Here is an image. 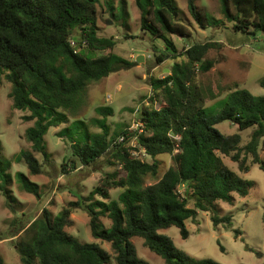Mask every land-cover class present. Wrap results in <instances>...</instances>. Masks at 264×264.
I'll return each instance as SVG.
<instances>
[{"label": "trees", "instance_id": "1", "mask_svg": "<svg viewBox=\"0 0 264 264\" xmlns=\"http://www.w3.org/2000/svg\"><path fill=\"white\" fill-rule=\"evenodd\" d=\"M99 2L0 0V71H6L11 84L13 107L26 111L22 117L33 121L25 130L32 150L22 149L14 159L23 161L32 174L42 170L34 152L44 160L51 156L44 135L50 127L67 121L68 111L77 108L87 85L134 63L112 51L101 53L112 48L114 41L112 36L97 34ZM103 2L114 15V0ZM219 2L234 31L264 34V0ZM126 4V0H119L124 22ZM135 4L140 30L162 44L161 48L151 45L156 61L176 60L180 56L185 59L173 62L170 72L162 78H151V87L163 104L141 109L140 131L137 127L110 132L106 118L113 115V108L99 105L95 112L101 118H91L100 127L99 132H90L81 118L58 132L64 136L70 130V154L64 163L68 161L71 169H76L77 163L88 166L107 153L109 163L117 168L86 196L70 201L57 214L42 208L26 224L21 221L22 236L15 242L21 264H150L137 255L132 241L135 236L143 238L144 245L166 264H221L210 258L191 257L158 230L176 226L181 237L186 238L189 231L185 220L195 219L200 211H209L215 226L232 224L230 214L218 213L217 203H233L234 194L246 196L252 182L230 169L220 154L236 162L240 172L248 171L249 159L264 172V161L257 151L264 135V95L236 88L219 103L218 111L207 107L193 82L197 70L211 67L212 63L204 57L212 44L194 42L183 51L178 50L172 35L186 37L189 32L175 0H135ZM187 9L202 28L213 23L194 0H187ZM260 83L264 85V78ZM225 120L234 123L238 130L249 126L256 129L241 145L239 133L223 134L215 127ZM132 137H136L138 147L145 149L144 154L151 161L134 155L132 150L136 147L125 145ZM1 149L0 141V192L6 206L15 211L9 188L11 159L3 157ZM165 153L172 155L174 165L157 177V156ZM62 167L64 172L67 168ZM15 175L23 190L38 195L37 183L22 171ZM148 177L155 178L154 182L146 184ZM110 188L121 189L117 198L110 197ZM73 207H81L87 213L91 235L99 242H82L65 230L71 224ZM103 217L110 220L109 225L103 223ZM238 233L235 230L236 237ZM101 241L109 242L112 253L101 246ZM0 264L11 263L0 256Z\"/></svg>", "mask_w": 264, "mask_h": 264}, {"label": "rangeland", "instance_id": "2", "mask_svg": "<svg viewBox=\"0 0 264 264\" xmlns=\"http://www.w3.org/2000/svg\"><path fill=\"white\" fill-rule=\"evenodd\" d=\"M175 1L189 32L186 37L172 35L178 50L183 51L194 42L207 41L212 44L204 57L212 65L206 71L197 70L193 82L204 97V104L218 111L219 103L236 88H245L254 95H264V85L260 83L264 78V34L234 31L232 22L228 21L221 11L219 0H194L196 6L213 19V23L205 28L191 17L187 0ZM126 3L127 19L124 22L119 13V0H114V15L103 0H100L97 4V34L107 38L112 36L114 41L112 48L101 53L112 51L134 63L107 77L91 81L81 95L77 108L68 111L67 121L49 128L44 135V141L51 156L44 160L40 154L34 152L42 164L39 173H30L23 161L14 159V155L20 150H32L31 143L25 137V130L33 121L22 117L26 111L13 107L9 96L11 84L6 79V71H0L1 153L3 157L11 159L8 170L12 180L9 188L14 198L13 208L16 209L14 211L6 206L5 198L0 192V256L7 263L21 264L15 249V242L22 236V232H19L21 221L26 224V221L37 217L42 208L48 209L52 215L57 214L70 201L75 202L79 196H86L92 188L102 182L107 173L117 168L109 163L107 153L88 166L77 163V168L71 169L66 164L68 161L64 163L70 154V130L64 136H59L58 132L70 127L71 121L78 118L86 121L90 132H99L100 127L91 121V118H101V115L95 112V107L99 105L113 108V115L106 118L110 132L119 128L134 130L137 127L140 131L141 109L151 106L158 108L163 104L151 87V78H162L170 72L173 62L185 59L180 56L176 60L156 61L151 45L156 44L161 48V42L140 30V14L135 0H126ZM215 127L223 134L239 133L241 145L248 142L251 133L256 129V126H249L238 130L234 123L226 120L217 123ZM136 142V137H132L125 145L136 147L132 150L134 155L151 161L150 157L144 154L145 149L138 147ZM257 151L264 161V135L259 139ZM220 155L230 169L252 182L246 196L234 194L233 203H217L218 213L230 214L232 224L215 226L211 221L210 212L200 211L195 219L185 220L189 231L186 238L181 237L180 229L176 226L159 229L158 232L168 235L178 249L191 257L210 258L221 264H261L264 262V172L257 163L250 162V159L248 171L240 172L236 162L228 156ZM157 159V177H160L174 162L172 155L166 153L158 155ZM62 165L67 168L64 172ZM18 171L24 172L30 180L37 183L38 195L19 186L15 175ZM154 180L155 178L148 177L145 182L148 184ZM178 189L181 191L182 187L178 186ZM120 191V188H110V197L117 198ZM69 217L71 224L65 227L67 232L82 242H99L91 235L89 217L81 207H73ZM102 221L106 226L110 223L106 217H103ZM235 230L239 232L237 237ZM132 241L139 257L148 260L150 264H166L161 256L144 245L143 238L135 236ZM100 243L112 253L109 242Z\"/></svg>", "mask_w": 264, "mask_h": 264}, {"label": "water", "instance_id": "3", "mask_svg": "<svg viewBox=\"0 0 264 264\" xmlns=\"http://www.w3.org/2000/svg\"><path fill=\"white\" fill-rule=\"evenodd\" d=\"M108 23H110V22H108ZM137 60L139 61V60H140V58H137Z\"/></svg>", "mask_w": 264, "mask_h": 264}, {"label": "built area", "instance_id": "4", "mask_svg": "<svg viewBox=\"0 0 264 264\" xmlns=\"http://www.w3.org/2000/svg\"><path fill=\"white\" fill-rule=\"evenodd\" d=\"M72 44H73V42H72Z\"/></svg>", "mask_w": 264, "mask_h": 264}]
</instances>
